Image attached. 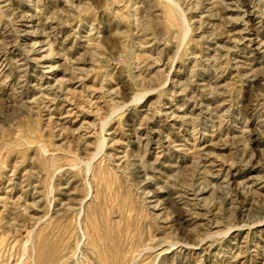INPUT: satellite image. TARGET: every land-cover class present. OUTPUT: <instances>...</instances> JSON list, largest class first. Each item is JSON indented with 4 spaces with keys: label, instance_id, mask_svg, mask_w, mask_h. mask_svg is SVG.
I'll return each instance as SVG.
<instances>
[{
    "label": "rangeland",
    "instance_id": "obj_1",
    "mask_svg": "<svg viewBox=\"0 0 264 264\" xmlns=\"http://www.w3.org/2000/svg\"><path fill=\"white\" fill-rule=\"evenodd\" d=\"M0 264H264V0H0Z\"/></svg>",
    "mask_w": 264,
    "mask_h": 264
}]
</instances>
